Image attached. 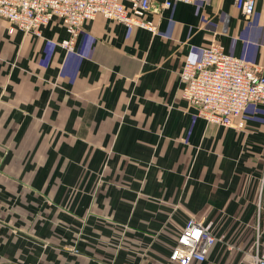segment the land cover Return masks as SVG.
Wrapping results in <instances>:
<instances>
[{"label":"crops","instance_id":"1","mask_svg":"<svg viewBox=\"0 0 264 264\" xmlns=\"http://www.w3.org/2000/svg\"><path fill=\"white\" fill-rule=\"evenodd\" d=\"M152 0V33L102 15L72 51L0 19V264H174L189 217L216 241L202 261L251 264L264 246V106L206 121L178 71L219 41L264 71V0Z\"/></svg>","mask_w":264,"mask_h":264},{"label":"built area","instance_id":"2","mask_svg":"<svg viewBox=\"0 0 264 264\" xmlns=\"http://www.w3.org/2000/svg\"><path fill=\"white\" fill-rule=\"evenodd\" d=\"M210 0H164L163 7L173 2L193 3ZM243 18L254 11L257 0H232ZM152 0H0V19L23 33L40 35L41 28L57 17L69 36L60 41L67 51L74 44L83 22L102 15L127 27L157 31V24L147 17ZM182 84L181 97L195 106L206 121L242 126V113L249 103L264 106V71L258 65L226 53L219 41L201 49L198 60L185 59L178 71ZM216 241L208 224L189 217L171 248L169 259L174 264H189L205 259ZM251 264H264V246L250 254Z\"/></svg>","mask_w":264,"mask_h":264}]
</instances>
